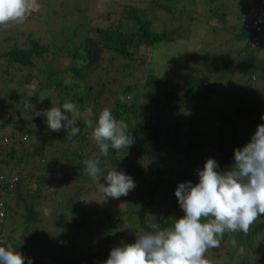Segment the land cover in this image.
I'll list each match as a JSON object with an SVG mask.
<instances>
[{
  "label": "trees",
  "instance_id": "1",
  "mask_svg": "<svg viewBox=\"0 0 264 264\" xmlns=\"http://www.w3.org/2000/svg\"><path fill=\"white\" fill-rule=\"evenodd\" d=\"M175 1L148 0L142 7L127 5L113 26L83 29L85 26L80 25L82 32L75 34L76 27L56 44H43L30 35L19 44L16 36L4 38L1 27L0 209L5 215L2 213L0 220V246L11 245L31 258L32 264H103L111 249L134 243L136 236L153 231V226L162 230L171 226L172 219L182 217L174 194L178 184L198 183L197 170H202L209 158L218 163L217 171H225L234 162V149L249 142L257 125L264 123V96L248 95L246 87L252 77L264 78V56L259 59L255 54L264 41L250 47L249 35L239 33L237 27L233 37L240 45L226 49L230 56L221 67L201 59L204 55L214 58L215 54L188 52L172 56L168 63L157 60L154 72L142 67L145 76L129 71L127 80H123L118 66L117 84L109 88L105 76L100 75L106 71L101 66L106 51L113 50L114 55L125 59L126 70L140 47L153 50L154 44L161 41L176 43L191 38L192 13L185 15V22L162 25L160 30L154 22L158 14H169ZM254 1L238 0L236 17ZM219 20H225L224 14ZM47 56L69 61L62 68H51ZM168 67L171 70H165ZM236 72L247 76L242 90L229 81L238 78ZM96 73L98 79L90 83ZM224 78L227 81L222 85ZM212 100L220 102L210 106ZM66 101L75 103L79 112V116L69 114L73 126L80 129L70 138L67 129L51 132L44 122L46 118L33 117L26 107L30 103L36 111L51 107L63 110ZM88 107L96 118L101 110L109 109L114 118L128 125L134 139L127 150L110 147L108 155L100 158L102 175L111 170L122 172L134 180L135 188L121 197V212L103 218L106 232L99 236L94 230L100 221L89 216L82 202L100 185L84 172L83 161L99 155L98 145L90 138L92 130L84 123ZM10 175L14 178L12 185L5 181ZM46 207L59 209L49 223L50 232L64 226L89 227L81 244L86 252H71L73 240L61 233L38 241L34 239L36 231L17 236L5 227L4 220L10 214L14 216L12 223L18 218L25 230L26 225L34 229L41 221L40 210ZM64 211L70 213L71 221L62 216ZM122 217L129 221L127 226L120 223ZM233 238L237 241L235 248ZM240 248H245V254L237 264H264V216L247 234L226 233L220 246L208 253L227 260ZM24 264H28L27 259Z\"/></svg>",
  "mask_w": 264,
  "mask_h": 264
},
{
  "label": "clouds",
  "instance_id": "2",
  "mask_svg": "<svg viewBox=\"0 0 264 264\" xmlns=\"http://www.w3.org/2000/svg\"><path fill=\"white\" fill-rule=\"evenodd\" d=\"M37 0H0V27L9 24H23L36 8ZM238 30V26H237ZM26 107L33 117H45V124L51 132L67 129V136L73 137L80 131L74 127L69 114L79 116L77 105L66 101L60 107L34 110ZM261 119L264 120V114ZM85 125L90 128L91 139L99 147V155L83 161L84 172L94 183L100 184L103 199H119L135 188L134 180L116 170L101 174L100 158L108 155L109 148L117 151L128 149L134 139L123 120L114 118L105 108L98 118L91 107L85 109ZM218 163L209 158L203 169L197 170L199 182L178 184L175 189L179 207L184 215L172 219L171 226L136 236L135 242L110 250L103 264H209L205 254L220 246L226 233L247 234L251 226L264 216V123L242 148L234 149V162L225 171H217ZM103 179L107 186L100 183ZM45 215L49 214L44 209ZM235 248L237 241L231 240ZM240 248L239 253L243 254ZM32 264L31 258L14 250L11 245L0 246V264Z\"/></svg>",
  "mask_w": 264,
  "mask_h": 264
},
{
  "label": "rangeland",
  "instance_id": "3",
  "mask_svg": "<svg viewBox=\"0 0 264 264\" xmlns=\"http://www.w3.org/2000/svg\"><path fill=\"white\" fill-rule=\"evenodd\" d=\"M192 1L193 3L191 5L188 0H177L171 3L170 10L168 11L169 14H158L154 21L158 30H160L162 25L168 27L170 25H176L179 22H185V15L192 13L194 19L191 22L192 28L189 30L191 31V38L188 40L184 39L176 43L161 41L154 44L153 50H151V48L140 47L138 52L133 54L126 70L123 69V65L126 63L125 59L114 55L113 50L104 53L101 58V66H104L106 71L100 72V75L101 77L105 76L109 88L115 87L117 84L118 73L116 68H118V66L123 80H127V73L129 71L132 72L135 70L140 76H145V71L143 70L148 67L154 72L157 60L158 63L159 61L168 63L172 56L184 55L188 52H196L199 55L215 54L214 58L204 55L201 59L206 64H216L219 67L224 64L225 60L230 56V53L228 51L226 52V49L240 45L233 37L234 30L239 22V15L236 17L238 13L236 8L238 0ZM146 3H148V0H37L36 8L28 19L23 24H9L10 26L4 27L2 35L4 38L9 35L16 36V41L19 44L24 42L28 35L32 38H39L40 42L43 44H51V42L56 44L60 39L65 38L68 33H72L76 27L75 34L77 32H82L83 30L79 27L80 25L85 26L83 29L91 27L106 29L115 24L120 12L127 5L142 7ZM209 10H212L213 12H210ZM220 14H224L225 20H219ZM0 29L2 28L0 27ZM3 42L4 40L2 43ZM4 45L3 48H7V44ZM255 54L259 59L264 56V44H262ZM45 59L46 62L49 61L48 64L51 68H62L69 61L68 58L56 60V58H51V56H47ZM162 66L163 65L161 64V67ZM165 70H171V67H168ZM257 74H259L258 71ZM234 76L238 78L230 79V83H235V86H240V90H242L247 83V76L242 74L239 75L237 72L234 73ZM23 79V77L19 78L20 81L24 82ZM97 79L98 75L96 73L91 76L89 82L93 83ZM252 79L253 81L248 82V86L246 85L248 95H254L258 98L263 97L264 78L260 75H256L252 77ZM226 81V78H224L222 80L223 84H221L224 85ZM219 102L220 100L218 102L212 100L211 102H208V104L211 106L212 104H218ZM6 130L8 131L9 129L6 128ZM1 154L3 155L4 152ZM6 174L7 171L5 170L4 175ZM189 177H192L191 173L189 174ZM5 181L12 185L14 178H11L10 175ZM101 184L107 186L106 182H102ZM4 195L2 194V196ZM121 199V197L119 199H103L100 185L83 199L82 202L87 205L89 216L96 221H100V224L95 226L97 227L94 230L95 235L99 236L101 233L106 232L107 223L103 221L104 217L110 213L115 214L116 212H121L123 209V201ZM46 209H48L49 214L45 215L43 211L44 209L40 210L39 216L41 217V221L35 224L34 229L26 225L25 230L22 220L18 218L12 223L14 216L10 214L9 218L4 220L5 227L8 231L12 229L10 232H13V234H16L17 236L20 234L26 235L28 231H36L34 239L38 241L48 239L52 234L55 236L57 233H61L62 235H67L73 240L71 252L75 251V254L79 253V251L86 252L85 247L81 244L86 240V233L89 227L86 226L85 229H81V227L67 228L64 226L63 228L60 227L50 232L49 223H52V218L57 217L56 214H58L59 209L51 207H46ZM64 212L62 216L68 222L71 221L70 213L66 211ZM3 213L5 215V211H3ZM15 223H17L18 226L15 227ZM120 223L123 226H127L129 221L122 217ZM243 249L245 250V248ZM232 253H234V256L227 260L223 257L214 256L208 252L205 256L208 259L209 264H237L242 254L239 253V249ZM243 254H245V251Z\"/></svg>",
  "mask_w": 264,
  "mask_h": 264
},
{
  "label": "built area",
  "instance_id": "4",
  "mask_svg": "<svg viewBox=\"0 0 264 264\" xmlns=\"http://www.w3.org/2000/svg\"><path fill=\"white\" fill-rule=\"evenodd\" d=\"M238 32L249 35V46L255 47L264 41V0H255L239 15ZM0 209V220L2 217Z\"/></svg>",
  "mask_w": 264,
  "mask_h": 264
}]
</instances>
